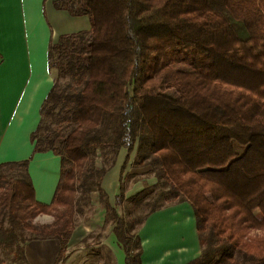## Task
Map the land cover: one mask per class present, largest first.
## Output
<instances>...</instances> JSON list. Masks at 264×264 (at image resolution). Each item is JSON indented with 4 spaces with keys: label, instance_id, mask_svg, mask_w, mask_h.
<instances>
[{
    "label": "trees",
    "instance_id": "trees-1",
    "mask_svg": "<svg viewBox=\"0 0 264 264\" xmlns=\"http://www.w3.org/2000/svg\"><path fill=\"white\" fill-rule=\"evenodd\" d=\"M53 6L86 15L90 27L50 38L53 82L30 134L33 153L0 163V264H30L25 245L49 238L60 243L58 264L79 216L99 210L103 224L78 245L75 264H116L102 244L108 226L126 264H142L147 217L183 201L200 242L186 264H264V0ZM123 148L111 204L102 180ZM45 151L60 157L49 203L35 198L28 170ZM130 161L150 169L128 192ZM43 213L53 219L37 222Z\"/></svg>",
    "mask_w": 264,
    "mask_h": 264
},
{
    "label": "crops",
    "instance_id": "crops-1",
    "mask_svg": "<svg viewBox=\"0 0 264 264\" xmlns=\"http://www.w3.org/2000/svg\"><path fill=\"white\" fill-rule=\"evenodd\" d=\"M89 27L86 15L71 16L56 9L53 0H0V163L26 159L33 153L30 134L39 122L41 104L53 82L48 68L50 38ZM125 155L123 148L102 180L111 204ZM28 170L35 198L49 203L60 177V157L51 151L36 152ZM49 217L43 215L41 222L49 221ZM103 217L104 211L99 210L78 225L69 246L79 244L91 229L101 226ZM105 233L102 244L112 250L118 264L119 243L112 227L108 226ZM139 236L142 264H186L200 254L196 217L187 201L152 212ZM59 252L60 243L53 238L32 240L25 245L30 264H56Z\"/></svg>",
    "mask_w": 264,
    "mask_h": 264
},
{
    "label": "rangeland",
    "instance_id": "rangeland-1",
    "mask_svg": "<svg viewBox=\"0 0 264 264\" xmlns=\"http://www.w3.org/2000/svg\"><path fill=\"white\" fill-rule=\"evenodd\" d=\"M132 158H133V155H131V159ZM149 169H150L149 166L148 167H134V166H132L131 161L128 163L126 170L124 172V175H123V178L127 179V174H131V177L129 178V180L127 179L128 185H130V187H128V190H127L128 192H130L129 190H131L133 187L135 188L138 184H141L143 182V180L147 176H149L148 175ZM136 180H138V181H136ZM93 198L96 199V193L93 194ZM43 215L50 216L49 221H51L53 219V217L50 214L43 213V214H40L36 217V221L41 222ZM79 218H80L79 219L80 224H84L86 221H88L85 218H82L81 216H79ZM49 221H46V222H49ZM82 240L80 241L79 244H83ZM90 240H91V238H90ZM79 244H73L72 246L68 245L67 249L65 250L64 258H63L61 264H75V261H76L75 258L80 253V251L84 250V249H82L83 248L82 246L81 247L78 246ZM118 246L119 247L117 249V262H118V264H126L125 250L123 249L121 244H118Z\"/></svg>",
    "mask_w": 264,
    "mask_h": 264
}]
</instances>
